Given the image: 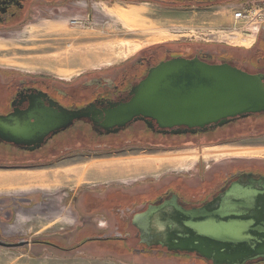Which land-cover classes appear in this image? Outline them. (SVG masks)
Segmentation results:
<instances>
[{"label": "flooded vegetation", "instance_id": "obj_1", "mask_svg": "<svg viewBox=\"0 0 264 264\" xmlns=\"http://www.w3.org/2000/svg\"><path fill=\"white\" fill-rule=\"evenodd\" d=\"M63 1L66 0H0V32L21 29L37 18L35 13L38 12L39 16L45 14L39 11L40 8ZM142 1L154 3L168 10L169 13L176 14L191 12L193 9L210 8L229 0ZM186 39L188 41L183 39V42H160L151 45L122 66L84 75L73 83L0 69V115H6L14 110H27L32 105L29 100L31 96L39 97L45 107H50L52 103L65 110L75 111L93 104L96 109L102 110L109 103L126 102L132 87L151 68L162 61L174 58L197 59L211 65L226 63L250 74L262 75L264 83V26L260 29L252 48L245 54L234 52L225 47L227 45L213 43L214 41L211 40L200 43L201 40L192 42V39H188L187 36ZM147 121L150 125L144 120H135L118 132L106 133L85 118L75 120L70 127L49 136L43 145L34 150L0 143V173L53 172L49 167L60 165L64 161L61 159L72 153L77 154L78 157L73 160L67 158L64 162L73 164L71 168L80 167L92 160L124 162L154 157L158 155V152L160 154L181 153L184 151L180 149L185 147L199 148L204 143H219L220 136L216 132L224 128L223 126L194 134H173L170 130L160 129L155 121ZM222 138H226L223 140L226 142L232 141L234 137ZM141 151L156 154L114 159L93 158L134 154ZM204 160L203 157H199L192 166H186L184 170L179 165V169L166 170L144 180L84 187L77 197H74L75 193H72L71 198L69 196L54 197L50 200L58 202L60 207L73 206V213H75L71 215L75 216L73 220L77 223V228L57 233H30L29 240L22 238L23 241H28V244L4 248L40 249L65 257L74 253L89 252L95 257L109 255V257L124 258L125 254H128L160 261L182 257L191 260L193 264H199L197 262L212 264L196 257L195 254L174 253L160 245L148 246L142 243L141 233L133 223L135 216L145 211L150 205L158 206L175 201L184 210L199 208L212 202L236 180H245L249 176L264 178V157L233 156L220 160L210 159L208 164H204ZM29 200L24 198L23 202L22 200L20 202L27 205ZM8 204V200L1 199L0 206L8 207ZM5 211H7L5 214L0 212V222L3 221L6 225L7 222L14 221V214H11L12 210ZM169 211L178 215L173 208H169ZM36 214L45 223L47 220L45 211ZM51 217H53L50 221L51 225H54L60 215L55 214ZM92 217L97 218L94 220ZM95 221L96 226L93 225ZM12 227L11 224H7L6 228L0 225V237L15 236L12 232L16 230ZM18 241L20 240L9 239L4 243L15 244ZM252 264H264V261Z\"/></svg>", "mask_w": 264, "mask_h": 264}, {"label": "rangeland", "instance_id": "obj_2", "mask_svg": "<svg viewBox=\"0 0 264 264\" xmlns=\"http://www.w3.org/2000/svg\"><path fill=\"white\" fill-rule=\"evenodd\" d=\"M243 2V0H229L210 8L193 9L191 12L175 14L169 13L168 10L154 3L142 0H66L40 8L39 11L45 14L39 16L38 12L35 13L37 18L21 29L0 32V69L73 83L84 75L122 66L151 45L160 42H183L187 40L185 36L187 32L195 35V31H206L205 28L230 31L233 27L231 12ZM258 35L259 33L256 39ZM236 36L238 38L225 34V38L219 37L215 39L218 42L213 43L227 45L225 47L230 50L245 54L253 45L250 47L249 43L240 40L239 34ZM207 37L210 38L206 35ZM188 39L192 38L188 37ZM216 134L220 136L219 143H204L199 148L185 147L180 149L184 151L181 153L160 154L158 152L156 157L141 160L155 162V165H161L165 161L173 164L180 163L173 169H179L181 166L184 170L186 166H192L199 157L205 159L204 164H208L210 159L233 157L234 155L219 154H224L225 152L221 151L226 149L234 150L246 145H264V136H262L264 135V115H251L236 120L217 130ZM222 137L234 138L232 141L225 142L223 140L226 138ZM253 152L264 155V149H260L250 151L248 155L237 156L262 157L252 156ZM149 154L156 153L141 151L116 156L94 155L93 158L145 157ZM77 157L75 153L63 157L61 160L64 161L60 165L49 167L53 172L0 173V201L1 199L9 201L8 207L0 206V212L5 214L7 213L5 210H12L14 221H9L6 225L11 224L16 230L12 232V235L17 234V237L9 235L0 237V241L5 242L9 239L17 241L23 240L22 238L29 240L30 233L34 232L57 233L76 229L77 223L73 220L75 216L71 215L75 213H73V206L60 207L58 202L50 199L67 196L71 198L72 193H75L74 197H77L84 187L144 180L151 175L157 176L162 171L150 170L140 174L125 172L122 179L127 180H115L112 168L122 162L92 160L77 168H71L73 164L64 163L67 158L73 160ZM126 162L130 163L131 160ZM70 170L74 172L70 173ZM24 198L30 199L27 205L20 202L21 200L23 202ZM25 208L26 210H23ZM42 211H45L47 219L45 223L36 214ZM55 214L60 215V218L51 225L50 221L53 220L51 216ZM92 218L95 220L97 217ZM0 223L6 228L3 221ZM96 224V221L93 222V225L96 226ZM90 253H74L65 257L40 249L0 247V264H193L191 260L182 257L160 261L128 254H125L124 258L109 257V255L95 257Z\"/></svg>", "mask_w": 264, "mask_h": 264}, {"label": "water", "instance_id": "obj_3", "mask_svg": "<svg viewBox=\"0 0 264 264\" xmlns=\"http://www.w3.org/2000/svg\"><path fill=\"white\" fill-rule=\"evenodd\" d=\"M29 100L27 110L0 115V143L34 150L85 118L106 133L118 132L135 120H153L173 134L205 132L264 115V83L262 75L226 63L174 58L151 68L132 87L126 102L109 103L102 110L90 104L68 111L52 103L45 107L37 96ZM133 223L148 246L195 254L212 264L264 261V178L236 180L199 208L184 210L175 201L150 205ZM25 243L0 241V246Z\"/></svg>", "mask_w": 264, "mask_h": 264}, {"label": "built area", "instance_id": "obj_4", "mask_svg": "<svg viewBox=\"0 0 264 264\" xmlns=\"http://www.w3.org/2000/svg\"><path fill=\"white\" fill-rule=\"evenodd\" d=\"M244 2L232 10L231 16L233 20V27L230 31L226 29L212 30L211 28H205L206 31H195V35L192 32H187L185 36L194 40L201 41H216L217 38H225V34H229L231 37L240 35V40L250 44V47L254 45L257 34L264 26V0H243ZM210 36V38H206ZM222 41V40H221Z\"/></svg>", "mask_w": 264, "mask_h": 264}, {"label": "crops", "instance_id": "obj_5", "mask_svg": "<svg viewBox=\"0 0 264 264\" xmlns=\"http://www.w3.org/2000/svg\"><path fill=\"white\" fill-rule=\"evenodd\" d=\"M260 149H264V145H261V146L260 145L259 146H257V145L247 146L246 145V146L239 147V149H234V150L226 149L224 151H221V152H225L224 154H219V155H228V154L229 155H234V156H237L239 154H241V155H248V152H250V151H257V150H260ZM252 156H262V157H264V155L255 154L254 152L252 153ZM154 157H156V156H154ZM177 157L178 156H176V158ZM148 158H150V157H148ZM141 159H145V158L134 159V160H131L130 163H127L126 161H124V162L118 164L117 167H113L112 168L113 171H114L113 174H112V175H114V178L113 179H115V180H127V179H122V177H123V175H124L125 172L131 173V174H140L143 171L144 172H149L150 170H154L156 172L157 171H161V170L162 171L173 170V168L175 167V165L180 164V163L173 164L172 162H168L167 163L165 161V162L161 163V165H155V162L154 163L145 162V160H141ZM180 160H178V161H180ZM153 166H155V167L152 169ZM116 169H117V171H116ZM69 172L70 173L71 172H74V170H70ZM31 174H37V173H31Z\"/></svg>", "mask_w": 264, "mask_h": 264}, {"label": "bare ground", "instance_id": "obj_6", "mask_svg": "<svg viewBox=\"0 0 264 264\" xmlns=\"http://www.w3.org/2000/svg\"><path fill=\"white\" fill-rule=\"evenodd\" d=\"M64 57H65V56H64ZM82 61H84V60H82ZM82 61H81V62H82Z\"/></svg>", "mask_w": 264, "mask_h": 264}, {"label": "trees", "instance_id": "obj_7", "mask_svg": "<svg viewBox=\"0 0 264 264\" xmlns=\"http://www.w3.org/2000/svg\"><path fill=\"white\" fill-rule=\"evenodd\" d=\"M111 1V0H110Z\"/></svg>", "mask_w": 264, "mask_h": 264}]
</instances>
